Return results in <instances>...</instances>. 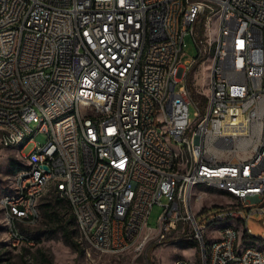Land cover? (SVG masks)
<instances>
[{
	"label": "built area",
	"instance_id": "built-area-1",
	"mask_svg": "<svg viewBox=\"0 0 264 264\" xmlns=\"http://www.w3.org/2000/svg\"><path fill=\"white\" fill-rule=\"evenodd\" d=\"M24 7H31L29 19H21ZM190 34L199 53L185 60ZM138 38H146L143 59H136ZM207 48H215L211 86L202 83ZM192 88L207 96L205 105ZM153 92L167 98L165 124L179 152L160 137ZM66 108L76 115L48 132L47 122ZM26 133L36 143V167L20 169V195L2 201L12 230L37 219V193L45 176L57 175L50 186L63 190L79 211L75 224L101 252L138 250L152 236L163 240L189 227L200 257L213 249L206 264H264V251L240 252L241 239H264L248 225L254 216L264 225V0H0V141L6 147L9 134L18 142ZM39 133L45 141L35 140ZM73 141H81L85 165H78ZM62 180H71V189ZM194 182L215 183L229 202L205 204L206 192L190 197ZM162 198L165 210L152 230L150 211ZM232 219L244 223L243 238L222 231L215 247H205L209 226ZM134 238H142L141 247H133Z\"/></svg>",
	"mask_w": 264,
	"mask_h": 264
},
{
	"label": "rangeland",
	"instance_id": "rangeland-1",
	"mask_svg": "<svg viewBox=\"0 0 264 264\" xmlns=\"http://www.w3.org/2000/svg\"><path fill=\"white\" fill-rule=\"evenodd\" d=\"M184 59L189 60L199 53L198 45L190 34L186 37V46L184 48ZM212 56L207 62V75H209V66H212ZM196 108L191 105L190 112L194 116ZM46 134L39 133L36 141L43 142ZM31 141L24 152L29 153L35 146ZM25 166L19 157L18 147H5L0 141V264H174L180 257H190L196 264H200V253L198 244L189 240L187 235L190 233L188 227L186 231L172 232L166 239H159L152 236L146 244L138 250H129L119 253H106L90 246L87 242L81 240L80 232L75 224L74 214L68 201L62 197L60 199L51 191L50 184L46 187L44 198L41 201V219L35 225L20 224V229L30 242L20 245H14L8 237V225L5 217V208L2 205V199L13 192L14 176ZM19 168V170H17ZM200 189H203L202 187ZM166 198H162L165 203ZM228 198L224 197L218 191L209 189L208 196L205 197V204L228 203ZM193 205H198L195 203ZM164 212V206L155 204L148 218V226L156 230L160 226V218ZM205 213L198 217L202 220ZM260 217L254 216L249 220L248 225L258 235L264 231V225L259 221ZM233 224L238 228L239 237L243 238L245 226L238 220H233ZM214 228H220L222 223L213 225ZM213 228V229H214ZM210 230L211 237L215 238L219 230ZM68 236H71L69 238ZM72 241L79 244L81 251H78ZM254 244L264 249V241L259 238L251 240ZM250 240L241 239L240 246L247 245Z\"/></svg>",
	"mask_w": 264,
	"mask_h": 264
},
{
	"label": "bare ground",
	"instance_id": "bare-ground-1",
	"mask_svg": "<svg viewBox=\"0 0 264 264\" xmlns=\"http://www.w3.org/2000/svg\"><path fill=\"white\" fill-rule=\"evenodd\" d=\"M11 1H18V0H11ZM98 4V0H89V5H96ZM31 15V7H24L21 9V19H29ZM146 46V38H138V45H136V59H143L145 58V48ZM212 56V59L215 58V48H207L204 54V64H201V71H202V83L204 86H211V76L207 75V62L209 58ZM213 63V62H212ZM166 70H174V60H166ZM161 85H168V75H161ZM151 104H156L154 106V115L156 117V126L158 127V131L160 132V137L163 138V143L166 145L168 151L171 152H179V143L175 141V137L173 135V130L170 128V125H166V117L169 116V109L167 105V98H161L160 92H153L151 97ZM76 115V108H66L61 113H56L52 117V121L47 122V129L48 132H56L57 125H60L63 121H68L70 118ZM104 118L105 119H113V110H105L104 111ZM33 141V133H26L21 137L17 142V135L16 134H9V140L6 142V147H18L19 148V157L21 161L25 163V166H22L21 169H31L36 167V158H32L31 152L25 153L23 150L24 148ZM117 144L119 145H126V138L125 137H117ZM73 154H78V165H85V151H82L81 141H73ZM20 170L14 176V190L10 194L5 197H18L21 192V183L19 179ZM45 183L40 191L37 193V203H40L41 197L45 194L46 187L50 185H56L57 183V175H50L45 176ZM62 187L64 189H71V180H62ZM203 189H200V188ZM209 189H214L218 191V186H216L213 182H194L192 186L189 187V195L190 197H197L200 192L209 193ZM51 191H54V186H51ZM61 197H63V190H56ZM85 198L86 200H93V193L92 190H85ZM4 199V198H3ZM2 199V201H3ZM198 203L200 205V198H193V204ZM161 204L164 206L165 210V203H156ZM3 207L5 208V217L7 220L8 225V237L11 241H13L14 245H20L26 242L27 238L21 231L19 227H15V231L12 230L11 226V216L10 211L5 207L4 202H2ZM74 217L79 218V211L77 209H72ZM41 219V209L38 206V216L37 219L35 217H28L27 224L28 225H35ZM233 220L240 219H232L230 220H215L213 225L222 223L220 228H214V226H209V233L210 235H206L204 238V246L205 247H215L216 246V237H211L210 230L213 231L219 230L222 231H236V238L239 237L238 228L235 227L233 224ZM243 223L242 221H240ZM77 228L80 232L81 240L87 242L86 233L80 231V227L78 224ZM245 232V230H244ZM106 234L107 235H114V227H106ZM17 236H22L25 238H19L16 243ZM245 235V233H244ZM259 237H247L243 238L244 240H250L247 245L240 246V252H247L250 248H253L258 251H264L260 246L254 244L251 240ZM189 240L195 241V236L190 235L188 237ZM260 240L264 241V239L259 238ZM198 244V249L200 256H202V247L200 243ZM142 246V238H134L133 239V247H141ZM107 247H114V236H107ZM213 256V249H205L204 250V257H200L201 262L200 264H206L205 259H211ZM183 262V257L178 258L174 264H181ZM196 261H193V264Z\"/></svg>",
	"mask_w": 264,
	"mask_h": 264
},
{
	"label": "trees",
	"instance_id": "trees-1",
	"mask_svg": "<svg viewBox=\"0 0 264 264\" xmlns=\"http://www.w3.org/2000/svg\"><path fill=\"white\" fill-rule=\"evenodd\" d=\"M192 95H193L195 98L200 99L202 105H205V104L207 103V100H208L207 96H205V95H201V94L197 93L196 90H195V88H192ZM17 170H19V168H17ZM48 193H54V191H49ZM55 194H57V197L60 199L61 196L59 195V193L56 192ZM59 196H60V197H59ZM43 198H44V196L42 197L41 201L43 200ZM41 201H40V203H41ZM39 207H40L41 212H42V208H41V206H39ZM71 211H72V209H71ZM72 214H73V212H72ZM73 216H74V215H73ZM74 218H75V217H74ZM68 237L71 238V236H68ZM72 243H73V245L75 246V248H76L78 251H81V248H80V246H79L78 243H76L75 241H72Z\"/></svg>",
	"mask_w": 264,
	"mask_h": 264
},
{
	"label": "water",
	"instance_id": "water-1",
	"mask_svg": "<svg viewBox=\"0 0 264 264\" xmlns=\"http://www.w3.org/2000/svg\"><path fill=\"white\" fill-rule=\"evenodd\" d=\"M47 168V167H46Z\"/></svg>",
	"mask_w": 264,
	"mask_h": 264
}]
</instances>
